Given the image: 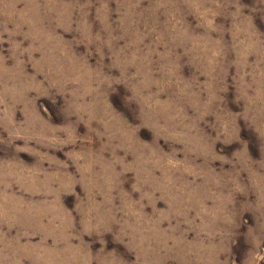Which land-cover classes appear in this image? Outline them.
Returning a JSON list of instances; mask_svg holds the SVG:
<instances>
[{"label": "rangeland", "instance_id": "374dc122", "mask_svg": "<svg viewBox=\"0 0 264 264\" xmlns=\"http://www.w3.org/2000/svg\"><path fill=\"white\" fill-rule=\"evenodd\" d=\"M0 264H264V0H0Z\"/></svg>", "mask_w": 264, "mask_h": 264}]
</instances>
